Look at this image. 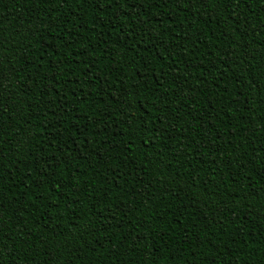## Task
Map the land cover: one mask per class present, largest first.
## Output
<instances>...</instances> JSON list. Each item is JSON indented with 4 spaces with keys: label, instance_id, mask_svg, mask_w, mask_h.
I'll return each mask as SVG.
<instances>
[{
    "label": "trees",
    "instance_id": "16d2710c",
    "mask_svg": "<svg viewBox=\"0 0 264 264\" xmlns=\"http://www.w3.org/2000/svg\"><path fill=\"white\" fill-rule=\"evenodd\" d=\"M0 264H264V0H0Z\"/></svg>",
    "mask_w": 264,
    "mask_h": 264
}]
</instances>
